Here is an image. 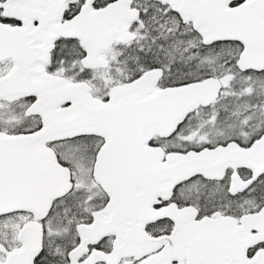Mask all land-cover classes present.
<instances>
[{
	"label": "snow or ice",
	"instance_id": "obj_1",
	"mask_svg": "<svg viewBox=\"0 0 264 264\" xmlns=\"http://www.w3.org/2000/svg\"><path fill=\"white\" fill-rule=\"evenodd\" d=\"M0 264H264V0H0Z\"/></svg>",
	"mask_w": 264,
	"mask_h": 264
}]
</instances>
